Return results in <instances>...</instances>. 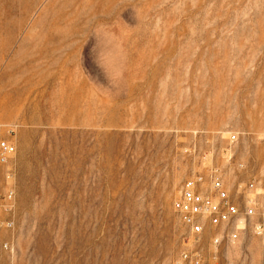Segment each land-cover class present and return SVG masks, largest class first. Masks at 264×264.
Wrapping results in <instances>:
<instances>
[{
    "label": "rangeland",
    "instance_id": "rangeland-1",
    "mask_svg": "<svg viewBox=\"0 0 264 264\" xmlns=\"http://www.w3.org/2000/svg\"><path fill=\"white\" fill-rule=\"evenodd\" d=\"M0 141V264H172L213 172L255 215L202 257L264 264V0H0Z\"/></svg>",
    "mask_w": 264,
    "mask_h": 264
},
{
    "label": "built area",
    "instance_id": "built-area-1",
    "mask_svg": "<svg viewBox=\"0 0 264 264\" xmlns=\"http://www.w3.org/2000/svg\"><path fill=\"white\" fill-rule=\"evenodd\" d=\"M230 142L236 141V136L229 138ZM15 154V148L7 141H0V162H6V159ZM208 188H202L206 183L201 177H195L187 180L180 188L178 195L173 200L172 210L179 218L182 225L188 230L190 242L186 250L181 252L176 261L172 264H214L216 261V252L208 253L206 259L202 257L200 250V242L202 237L208 236L209 246L216 248L220 244V240L215 233L211 237V231L223 229V232L235 223L245 218L254 217L255 207L253 206V198L245 199L243 212L239 207L231 201L229 195L225 191L223 184L216 177V173H212L209 177ZM246 191L254 192L264 204V189L256 192L255 181H249L245 187ZM14 192L8 191L3 197L1 209L8 212L13 204ZM11 211V210H10ZM13 218L0 221V230L8 231L14 228ZM262 224L256 223L253 231L260 235L262 232ZM240 230L226 232L225 238L230 242H234L238 238ZM223 235V234H222ZM4 249H8L9 244L3 245ZM9 264V263H7Z\"/></svg>",
    "mask_w": 264,
    "mask_h": 264
}]
</instances>
